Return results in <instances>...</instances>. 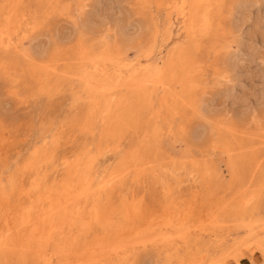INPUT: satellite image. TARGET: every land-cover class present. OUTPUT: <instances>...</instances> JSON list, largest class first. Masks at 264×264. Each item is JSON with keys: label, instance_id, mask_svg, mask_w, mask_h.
<instances>
[{"label": "rangeland", "instance_id": "rangeland-1", "mask_svg": "<svg viewBox=\"0 0 264 264\" xmlns=\"http://www.w3.org/2000/svg\"><path fill=\"white\" fill-rule=\"evenodd\" d=\"M0 44V264H264V0H0Z\"/></svg>", "mask_w": 264, "mask_h": 264}, {"label": "bare ground", "instance_id": "bare-ground-1", "mask_svg": "<svg viewBox=\"0 0 264 264\" xmlns=\"http://www.w3.org/2000/svg\"><path fill=\"white\" fill-rule=\"evenodd\" d=\"M9 8V7H8ZM56 10V9H55ZM9 11V10H8ZM29 16V15H28ZM13 17H14V14H13ZM90 19V18H89ZM86 20V19H85ZM92 22V21H91ZM34 23V22H33ZM169 23H170V21H169ZM87 24V23H86ZM137 24V23H136ZM88 25V24H87ZM195 31V30H194ZM142 34V33H141ZM155 36V35H154ZM198 40V39H197ZM130 41H131V39H130ZM144 42V41H143ZM1 45V44H0ZM177 45V44H176ZM195 46V44L192 46V48L191 49H188L187 50V52L185 53V52H182L181 54H180V56H179V59L181 60V64L183 65V64H189L188 62L190 61V59L192 58V54L195 52V49L196 48H194L193 49V47ZM242 48V47H241ZM130 49V48H129ZM185 51V50H184ZM240 51V52H239ZM238 52V56L236 55V57H235V59L236 58H238L239 59V57L241 56V55H243L244 57L245 56H251V55H253L254 53L252 52V48H251V51H250V49H249V51L248 50H246L244 47L241 49V50H239ZM127 52V51H126ZM43 54V53H42ZM228 58V57H227ZM240 58H242V57H240ZM175 60H178L177 58H175L174 57V54H173V56H171L170 57V62L169 63H171L172 62V65L170 66V67H173V66H178V64H177V62H175ZM235 61H237V60H235ZM180 65V64H179ZM190 65V64H189ZM179 67V66H178ZM180 68V67H179ZM170 69V68H169ZM188 72L190 71V70H192V66L190 65V67L188 68L187 67V69H186ZM62 73V72H61ZM36 74V73H35ZM87 76V75H86ZM44 78V77H43ZM46 78V77H45ZM184 88H183V90L182 91H184V93L185 94H187L188 92H189V88H188V86L186 85H184L183 86ZM82 89V88H81ZM140 91L139 92H137V93H135L134 95H135V98H137L139 95H140ZM133 95V94H132ZM72 97V96H71ZM79 97V96H78ZM114 97V96H113ZM73 98L75 99V96H73ZM85 99V98H84ZM201 104V103H200ZM205 106V105H204ZM124 111V110H123ZM214 113V112H213ZM99 121V120H98ZM218 134V133H217ZM262 138V137H261ZM254 160H256V159H254ZM181 162V161H180ZM231 164V163H230ZM245 164H246V162H245ZM252 164V163H251ZM259 164V163H258ZM169 166V165H168ZM175 167V166H174ZM204 167V166H203ZM163 168V167H162ZM162 168H160V169H162ZM172 168V167H171ZM170 168V169H171ZM176 168V171L178 170V171H181L180 169H182L183 167H181L180 166V168L179 167H175ZM175 168H174V170H175ZM205 168V167H204ZM151 169V168H150ZM156 169V168H155ZM159 169V168H158ZM167 169H168V167H167ZM167 169H166V171H167ZM203 170H205V169H203ZM151 171V170H150ZM157 171V170H156ZM165 171V172H166ZM170 171V170H169ZM207 171H209V170H207ZM245 171V170H244ZM255 171V170H254ZM158 172V171H157ZM173 172V171H172ZM187 172V171H186ZM189 172H190V175H188L189 174ZM203 172V171H202ZM155 173V172H154ZM162 173V172H161ZM168 173H170V172H168ZM207 173V172H206ZM188 177L189 176H191V175H198V171L195 169V168H191V169H189V171H188ZM205 174V173H204ZM210 175H211V173H209ZM208 174V175H209ZM166 175V174H165ZM174 176V175H173ZM117 177V176H116ZM161 178V177H160ZM190 178H192V177H190ZM155 179V178H154ZM168 179V178H167ZM15 180H16V177H13V180H11V182H13V186H14V183H15ZM157 180V179H156ZM1 181V180H0ZM191 181H194V180H192L191 179ZM195 182H196V180H195ZM105 183V182H104ZM157 183H158V180H157ZM202 183V182H201ZM165 184V183H164ZM3 185V184H2ZM2 185H0V208L2 209V207H4L3 206V200L5 199V198H8L9 199V196H13L14 195V190H13V187L11 188V192H10V194L9 195H7L6 193H4V186H2ZM77 189V188H76ZM75 189V190H76ZM200 189V188H199ZM198 189V190H199ZM65 190V189H64ZM132 190V189H131ZM227 190V189H226ZM192 191H195V190H192ZM207 191V190H206ZM219 191V190H218ZM183 192V191H182ZM196 192V191H195ZM197 193V192H196ZM221 193V192H220ZM4 194H6L5 195V197H4ZM175 194V193H174ZM67 196V195H66ZM69 196V195H68ZM74 196V195H73ZM78 197V196H77ZM168 197V196H167ZM185 197V196H184ZM251 197V196H250ZM51 198V197H50ZM66 198V197H65ZM194 198H196V196L194 197ZM7 199V200H8ZM249 199V198H248ZM52 200V199H51ZM134 200V199H133ZM184 200H186V199H184ZM9 201H12V203L15 201L14 199L13 200H9ZM49 201V200H48ZM245 201V200H244ZM9 203H11V202H9ZM188 203V202H187ZM246 203V202H245ZM244 203V204H245ZM27 204V203H26ZM52 204V202H50V205L48 206L49 208H48V212L50 213V212H52L53 210H54V207L51 205ZM12 205V204H11ZM157 205V204H156ZM244 206V205H243ZM156 208V207H155ZM203 208H204V206H203ZM132 209V208H131ZM168 209V208H167ZM189 210V209H188ZM206 210V209H205ZM129 211V210H128ZM132 211H134V210H132ZM200 211H201V209L199 208V210H198V213H200ZM129 213H132V212H130L129 211ZM152 213V212H151ZM38 214V213H37ZM133 214H135V213H133ZM132 215V214H131ZM30 214L29 215H27V216H25L23 219H24V221L26 222L25 224H22V226H24L23 228V237L25 238V239H33V236H34V234H32V232H30V231H28L27 229H28V225L29 224H27L28 223V220H29V218H30ZM36 217V216H35ZM181 217V216H180ZM189 218V217H188ZM204 218V217H203ZM205 220V219H204ZM7 222H8V220H7ZM11 224V223H10ZM20 224V223H19ZM3 226V225H2ZM25 227H27V228H25ZM173 227H174V225H173ZM14 228V227H13ZM13 228H12V230H11V227H9V225L7 224V225H5L4 226V228L3 229H1L2 231H0V235L2 236H4L5 235V233L7 232V231H9V230H11V231H13ZM16 228V227H15ZM14 228V229H15ZM11 231H10V233L9 234H11ZM7 235H8V233H7ZM111 235V234H110ZM19 237V236H18ZM3 238V237H2ZM1 238V239H2ZM0 239V240H1ZM12 240V239H11ZM3 241V240H2ZM0 243H1V241H0ZM75 262V261H74Z\"/></svg>", "mask_w": 264, "mask_h": 264}]
</instances>
